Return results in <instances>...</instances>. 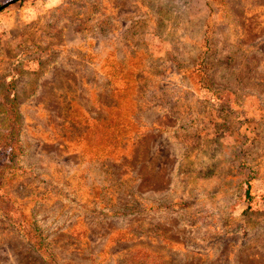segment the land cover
I'll return each instance as SVG.
<instances>
[{"label": "rangeland", "instance_id": "obj_1", "mask_svg": "<svg viewBox=\"0 0 264 264\" xmlns=\"http://www.w3.org/2000/svg\"><path fill=\"white\" fill-rule=\"evenodd\" d=\"M10 102L0 264H264V0H0Z\"/></svg>", "mask_w": 264, "mask_h": 264}, {"label": "trees", "instance_id": "obj_2", "mask_svg": "<svg viewBox=\"0 0 264 264\" xmlns=\"http://www.w3.org/2000/svg\"><path fill=\"white\" fill-rule=\"evenodd\" d=\"M12 84V82L9 83L10 88L13 86ZM4 113L8 119V130L0 143V204L7 212L12 211L13 202L6 188L7 177L5 175L9 163L15 160L19 154L20 124L18 112L12 102L4 108Z\"/></svg>", "mask_w": 264, "mask_h": 264}]
</instances>
